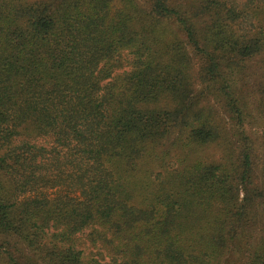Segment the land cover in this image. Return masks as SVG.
Listing matches in <instances>:
<instances>
[{"label": "trees", "instance_id": "trees-1", "mask_svg": "<svg viewBox=\"0 0 264 264\" xmlns=\"http://www.w3.org/2000/svg\"><path fill=\"white\" fill-rule=\"evenodd\" d=\"M0 233V264H264V0H0Z\"/></svg>", "mask_w": 264, "mask_h": 264}, {"label": "rangeland", "instance_id": "rangeland-1", "mask_svg": "<svg viewBox=\"0 0 264 264\" xmlns=\"http://www.w3.org/2000/svg\"><path fill=\"white\" fill-rule=\"evenodd\" d=\"M251 122V125L249 124L248 126V130H259L258 128V125L256 123V121L254 119H251L249 120ZM55 190H50L49 192L50 193H54ZM54 195V194H52ZM7 241H5V237L3 234L0 233V245L3 247V249L6 251V250H12L14 249L13 246L11 245H7L6 243Z\"/></svg>", "mask_w": 264, "mask_h": 264}]
</instances>
